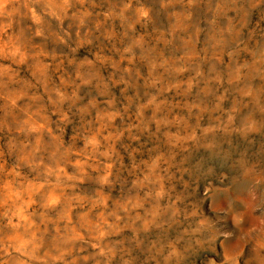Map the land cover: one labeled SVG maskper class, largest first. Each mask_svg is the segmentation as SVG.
I'll list each match as a JSON object with an SVG mask.
<instances>
[{"label": "clouds", "instance_id": "obj_1", "mask_svg": "<svg viewBox=\"0 0 264 264\" xmlns=\"http://www.w3.org/2000/svg\"><path fill=\"white\" fill-rule=\"evenodd\" d=\"M0 264H264V0H0Z\"/></svg>", "mask_w": 264, "mask_h": 264}, {"label": "rangeland", "instance_id": "obj_2", "mask_svg": "<svg viewBox=\"0 0 264 264\" xmlns=\"http://www.w3.org/2000/svg\"><path fill=\"white\" fill-rule=\"evenodd\" d=\"M219 206H214L213 211H217ZM227 227V225H225Z\"/></svg>", "mask_w": 264, "mask_h": 264}]
</instances>
